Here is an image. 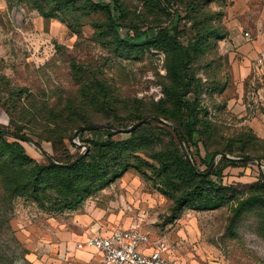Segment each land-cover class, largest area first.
Listing matches in <instances>:
<instances>
[{
	"label": "rangeland",
	"instance_id": "374dc122",
	"mask_svg": "<svg viewBox=\"0 0 264 264\" xmlns=\"http://www.w3.org/2000/svg\"><path fill=\"white\" fill-rule=\"evenodd\" d=\"M50 1L52 4L44 0H0V73L15 85L41 89L54 99L76 91L87 81H107L114 94L108 99L109 107L98 108L103 121L130 127L138 122L135 115L145 117L151 112L171 123L176 118L185 121L184 109H172L175 118L163 111L169 107L165 90L176 70L177 52H165L143 40L139 42H145L144 51L120 56L104 11L86 2L70 3L64 11L55 0ZM120 3L119 21L133 34L177 23V30L172 32L194 51L191 77L200 86L199 99L218 124V138L222 137V144L231 146L235 154L254 156L252 149L261 148L254 137L247 145L239 140L230 145L228 140L249 131L264 139V69L255 64L262 48L256 39L245 36L246 30L255 33L253 27L235 28L226 23L233 0ZM51 7L58 9L57 16L45 17L40 11ZM170 42L163 37L159 45ZM73 63L86 70L78 74ZM189 97L197 95L191 93ZM153 121L138 127L141 129L134 134L145 141L134 167L76 209L57 210L49 202L43 208L25 197L15 200L11 224L26 249L16 264H106L101 254L85 247L84 242L89 235H106L116 228L141 229L153 246L164 245L182 264H264V155L263 167L257 161L237 160L233 154L226 157L233 163L223 161L221 153L215 156L214 171L218 169L219 174H211L210 180L229 197L220 207L198 209L201 202L193 199L178 203L174 196L199 180L190 176L184 182L174 177L171 168L176 167L177 150L186 155L182 142L170 126L156 129ZM0 127L14 129L2 106ZM102 130L85 131L83 138L76 140L78 144L68 138L42 140L41 149L59 160H73L87 151L83 141L106 139ZM131 133L117 132L113 138L125 140ZM31 137L38 141L36 136ZM22 143L41 164L49 162L33 143ZM194 153L199 170L205 171L206 165L196 150ZM166 159H171V167L163 172L161 161ZM253 196L260 203L250 210L245 206ZM207 198L221 200L215 190Z\"/></svg>",
	"mask_w": 264,
	"mask_h": 264
},
{
	"label": "trees",
	"instance_id": "16d2710c",
	"mask_svg": "<svg viewBox=\"0 0 264 264\" xmlns=\"http://www.w3.org/2000/svg\"><path fill=\"white\" fill-rule=\"evenodd\" d=\"M44 1L52 4L50 0ZM55 2L59 4L58 8L61 6L64 11L69 9L70 3L76 5L78 2H86L89 7L104 11L109 17V26L114 34L113 43L120 56L135 51H144L145 42H139L143 40L150 43L149 46L165 52L178 53V58L174 62L175 73L165 90L169 107L166 106L163 111L174 118L177 116L175 111L179 112L182 109L186 111L184 122L180 119L178 121L177 118L172 122L182 134L198 171L194 169L190 159L178 150L174 159L176 167L171 170L174 177L184 182L190 176L199 181L191 182L187 189L174 198L178 203L187 202L190 199L200 201L201 204L196 206L198 209L220 207L223 202L228 201L229 197L223 194L221 188L216 189L217 184L210 180L211 174H219L218 169L207 176L204 173L219 153L233 154L237 158L253 157L262 161L264 139L253 136L251 131L249 134H242L240 138H228L230 145L236 140L247 145L254 137V140L261 145L260 150L252 149L255 157L249 154H235L231 146L222 144L221 139L223 138L217 136L218 124L212 119L209 107L204 106L199 99L200 86L197 87L191 77L194 51L172 32V30H177V23L159 27L154 31L144 30L133 34L128 25L119 21L122 16L120 0H55ZM56 10L58 9L51 7L50 9L42 8L40 11L45 17H54L57 16ZM122 32H125V35ZM163 37L171 39L172 43L160 46L159 43ZM73 68L78 74L86 70L84 66L75 63H73ZM112 89V85L107 81H87L76 91L63 93L54 99L41 89L35 91L27 86L15 85L10 77L0 73V106L5 109L14 125V129L8 130L29 137L36 136L38 138L36 143L40 147L42 140L56 141L65 138L75 144L72 141L74 134L84 125L106 123L127 128V125L121 122L103 121L97 114L98 108L111 105L108 99L114 94ZM191 93H195L197 97L190 98ZM150 114L149 116L162 117L159 113L151 112ZM145 117L138 113L135 115V122ZM154 121L156 129L168 128L165 123ZM139 129L141 128L132 131L131 137L125 140H115L113 137L117 132L113 130H102L106 134V139L83 141L87 145V151L73 166L51 161L41 164L28 153L22 141L10 140L6 134L0 133V264H16L18 256L26 254V249L16 237L11 224L14 202L18 197L32 199L43 208H46V202H49L57 210L76 209L88 197L104 189L134 167L138 158L136 154L142 152L145 142L144 139H137L134 136ZM84 133L85 131L81 133L80 140ZM194 150L202 163L206 165L205 171L199 170ZM209 155H213L211 161L208 160ZM52 157L59 163H70L74 160L62 161ZM170 160L161 161L160 168L163 172L170 170ZM222 160L234 162L226 157ZM213 190L221 196V200L213 201L207 198ZM247 203L245 207L252 210L255 207L258 208L260 200L253 196L247 200ZM26 264L29 263L26 262Z\"/></svg>",
	"mask_w": 264,
	"mask_h": 264
},
{
	"label": "built area",
	"instance_id": "2783aa9c",
	"mask_svg": "<svg viewBox=\"0 0 264 264\" xmlns=\"http://www.w3.org/2000/svg\"><path fill=\"white\" fill-rule=\"evenodd\" d=\"M255 64L264 69V51ZM150 244L149 235L139 228H116L106 235H89L84 242L85 247L99 252L106 264H182L164 245L149 251Z\"/></svg>",
	"mask_w": 264,
	"mask_h": 264
},
{
	"label": "water",
	"instance_id": "95a60500",
	"mask_svg": "<svg viewBox=\"0 0 264 264\" xmlns=\"http://www.w3.org/2000/svg\"><path fill=\"white\" fill-rule=\"evenodd\" d=\"M150 120L163 122V123L167 124L172 129L175 130L177 136L179 137L180 141L182 142V146H183V149H184L186 155L189 157V159H190V161L192 163V166L194 167V169L196 171H198L197 167H196V165H195V163H194V161L192 159L190 151H189V149H188V147H187V145H186V143L184 141V138H183L182 134L180 133V131L176 128V126L173 123L168 122V121H166L165 119H163L161 117L148 116V117H145V118L141 119L140 121L134 123L133 125H131L130 127H127V128H120V127H117V126H114V125H110V124H106V123H91V124H88V125H84V126H82V127H80L79 129L76 130V132L74 134V142L76 144H78L76 140L79 139L81 133H83L84 131L109 129V130H113L115 132H126V133H129V132L134 131L135 129H137L138 127L142 126L143 124H145L146 122H148ZM0 133H4L6 135L12 136L15 139L20 140V141L33 143L36 147H38L42 151V153L45 155V157L49 161H51L52 163H58V164L65 165V166H73L76 163H78L82 159L84 154L86 153L85 151H83L77 158H75L70 163H59L50 154H48L46 151L42 150L41 147L34 140H32L31 137H29L27 135H24V134H21V133H16V132L10 131L8 129H3V128H0ZM85 146L87 148V145H85ZM221 154L224 157H230V156H228V154H225V153H221ZM235 159L241 160V161H246V162L257 161V163L261 167H263L262 166V161L256 160L253 157H247V158H239L238 157V158H235ZM215 167H216V161H213L212 164L210 165V168L208 169V171H206L204 173V175H206V176L210 175L214 171ZM262 182L264 183V171L262 172Z\"/></svg>",
	"mask_w": 264,
	"mask_h": 264
},
{
	"label": "crops",
	"instance_id": "0c3cea01",
	"mask_svg": "<svg viewBox=\"0 0 264 264\" xmlns=\"http://www.w3.org/2000/svg\"><path fill=\"white\" fill-rule=\"evenodd\" d=\"M226 23L231 27H253L255 33L250 30L246 36L249 40L256 39V42L264 51V0H233V3L227 9ZM258 53V55L260 54ZM156 246L150 244L149 251Z\"/></svg>",
	"mask_w": 264,
	"mask_h": 264
}]
</instances>
